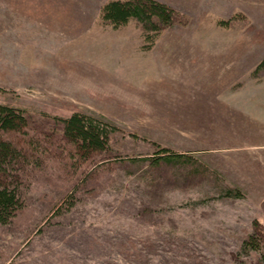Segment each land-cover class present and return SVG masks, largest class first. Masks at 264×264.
<instances>
[{
	"label": "rangeland",
	"instance_id": "1",
	"mask_svg": "<svg viewBox=\"0 0 264 264\" xmlns=\"http://www.w3.org/2000/svg\"><path fill=\"white\" fill-rule=\"evenodd\" d=\"M107 1L0 0V103L113 126L94 189L21 187L0 264H264L243 243L264 230V0H161L179 17L151 43Z\"/></svg>",
	"mask_w": 264,
	"mask_h": 264
},
{
	"label": "trees",
	"instance_id": "2",
	"mask_svg": "<svg viewBox=\"0 0 264 264\" xmlns=\"http://www.w3.org/2000/svg\"><path fill=\"white\" fill-rule=\"evenodd\" d=\"M178 15L174 7L161 0H108L101 8L102 21L113 27L132 18L138 20L149 43L154 41V33L174 25ZM256 69H264V57ZM58 121V132L40 128L22 109L0 103V223L13 222L23 215L20 189L33 180L47 179L63 186L65 197L94 189L98 171L105 166V160L100 162L104 158L97 157L109 149L112 124L80 111ZM163 151L150 156L152 164L181 157L165 152L168 148ZM232 191L228 189L227 194ZM255 240L264 241V230L258 222L243 243L257 247Z\"/></svg>",
	"mask_w": 264,
	"mask_h": 264
}]
</instances>
